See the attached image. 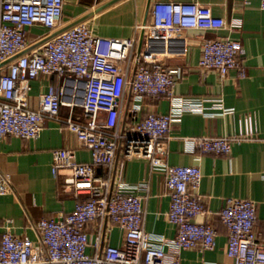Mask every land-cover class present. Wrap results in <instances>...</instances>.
Listing matches in <instances>:
<instances>
[{"label":"built area","instance_id":"built-area-1","mask_svg":"<svg viewBox=\"0 0 264 264\" xmlns=\"http://www.w3.org/2000/svg\"><path fill=\"white\" fill-rule=\"evenodd\" d=\"M64 4L65 0H0V140L6 135L37 138L44 121L55 119L66 122L90 148L92 158L80 162L73 149H54L53 175L62 174L63 189H73L81 196L72 210L36 222L38 241L14 233L13 218H7L6 230L0 233V264H181L182 249L214 248L215 225L195 220L206 212L199 193L201 168L167 160L175 116L184 110H204L201 99L173 92L184 67H172L157 58L143 59L134 53L136 37L95 34L85 21L29 47L28 28L57 29L63 22ZM260 7L264 9V0ZM149 17L142 28L154 29L164 38L188 28L242 26L241 18L228 24L222 16L201 13L197 1L156 0ZM199 42L201 68L215 69L221 76L232 68L244 74L241 40L202 36ZM53 74L62 79L61 84H50L39 106L31 107V79ZM147 95L166 96L176 108L141 116ZM63 105L71 110L65 120L60 117ZM76 106L81 107L78 116L73 111ZM220 106L225 112L233 111ZM252 139L260 136L250 116L243 118L239 132L184 137L188 151L214 154H230L234 143ZM120 150L122 160L117 158ZM132 156L147 159L151 169L163 173L170 196L166 215L177 226L173 237L155 236L145 229L144 195L139 191L147 192L149 183H129L122 178L124 160ZM102 167L105 174L98 172ZM8 190V177L0 172V196ZM219 218L228 229L227 254L234 264H264V240L255 229L256 202L227 197ZM90 221L98 225L93 242L86 228ZM105 222L121 228V244L103 243ZM90 244L95 247L93 253L87 251Z\"/></svg>","mask_w":264,"mask_h":264},{"label":"crops","instance_id":"crops-1","mask_svg":"<svg viewBox=\"0 0 264 264\" xmlns=\"http://www.w3.org/2000/svg\"><path fill=\"white\" fill-rule=\"evenodd\" d=\"M156 0H65L62 24L49 32L41 25L27 30L29 47L44 40L56 30L85 21L95 34L105 36L136 37L134 53L143 59L157 58L174 66H183L184 74L176 82V96L201 99L202 112L184 110L172 121L167 160L171 164H196L201 168L199 193L206 212L195 220L212 222L217 228L216 245L211 249L191 247L181 250V264H234L227 254L228 229L220 220L219 211L230 196L247 197L256 202L255 229L264 240V9L260 0H178L197 1L201 13L218 15L231 23L241 18L242 26H229L218 30L188 28L164 38L151 28H142L149 22V11ZM202 36H229L243 45L240 55L244 74L232 68L221 76L215 69H204L198 64L201 56ZM29 49V48H28ZM56 75H39L31 79L29 104L38 107L41 94L50 84L59 85ZM233 109L224 111L220 106ZM176 108L166 96L147 95L142 100L141 116L148 112H168ZM70 107L63 105L61 119L65 120ZM75 116L81 107L73 108ZM250 116L260 139L244 140L233 144L230 154L204 153L187 150L186 136L226 135L239 132L243 118ZM37 138L6 135L0 140V172L8 177L9 190L0 196V233L6 230V219L13 218L11 230L39 240L36 222L42 217L57 216L72 210L81 195L73 189H63L62 174L52 173L53 151L71 148L75 159L90 161L91 150L71 131L65 121L46 119ZM117 158L122 160L121 150ZM63 172V170L61 171ZM98 172L105 174L104 167ZM122 178L129 183L147 181L149 190H140L145 210L144 227L155 236L173 237L177 226L169 221L166 212L170 196L164 187V175L153 170L147 159L132 156L124 160ZM93 242L98 230L96 221L86 226ZM123 232L116 224L104 223L103 243L119 245ZM87 251L93 253L90 244Z\"/></svg>","mask_w":264,"mask_h":264},{"label":"water","instance_id":"water-1","mask_svg":"<svg viewBox=\"0 0 264 264\" xmlns=\"http://www.w3.org/2000/svg\"><path fill=\"white\" fill-rule=\"evenodd\" d=\"M77 22H78V21H77ZM68 27H69V26H68ZM65 28H67V27L60 28V29L56 30L55 32H53L52 34H50L49 36H47L45 39H47V38H49V37H51V36H53V35L57 34L58 32H60V31L64 30ZM45 39H44V40H45ZM41 41H43V40H41Z\"/></svg>","mask_w":264,"mask_h":264}]
</instances>
